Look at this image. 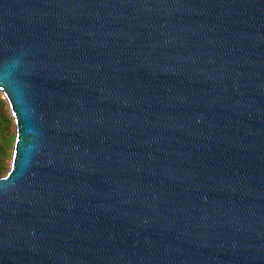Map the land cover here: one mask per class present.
I'll list each match as a JSON object with an SVG mask.
<instances>
[{"label":"water","instance_id":"1","mask_svg":"<svg viewBox=\"0 0 264 264\" xmlns=\"http://www.w3.org/2000/svg\"><path fill=\"white\" fill-rule=\"evenodd\" d=\"M0 264H264V0H0Z\"/></svg>","mask_w":264,"mask_h":264},{"label":"trees","instance_id":"2","mask_svg":"<svg viewBox=\"0 0 264 264\" xmlns=\"http://www.w3.org/2000/svg\"><path fill=\"white\" fill-rule=\"evenodd\" d=\"M16 139V123L10 106L0 92V178L10 167Z\"/></svg>","mask_w":264,"mask_h":264}]
</instances>
